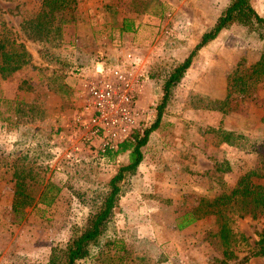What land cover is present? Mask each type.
I'll return each mask as SVG.
<instances>
[{
  "label": "rangeland",
  "instance_id": "rangeland-1",
  "mask_svg": "<svg viewBox=\"0 0 264 264\" xmlns=\"http://www.w3.org/2000/svg\"><path fill=\"white\" fill-rule=\"evenodd\" d=\"M249 1L264 17V0ZM228 2L76 0L61 38L49 42L27 39L20 29L41 0H0V31L5 24L32 53L30 63L0 78V264H61L63 252L52 260V251L64 249L83 228L110 177L128 161L126 152L102 156L98 143L85 141L73 123L94 61H111L126 50L143 58L141 116L129 134L142 132L155 121L163 95L160 80L150 73L182 61ZM125 17L134 30H120ZM261 32L240 22L223 28L197 50L171 89L143 160L120 182L106 228L107 236L121 239L128 251L122 264H207L220 254L209 217L181 229L176 221L200 196L232 186L248 168L264 169V76H256L254 66L264 52ZM215 128L232 131V142L222 140ZM20 170L27 174L30 196L16 211L14 173ZM47 179L62 185L50 204L39 198ZM234 226L254 240L264 228V215L236 218ZM112 245L103 238L75 264H114L96 254ZM244 262L264 264V257Z\"/></svg>",
  "mask_w": 264,
  "mask_h": 264
},
{
  "label": "trees",
  "instance_id": "trees-1",
  "mask_svg": "<svg viewBox=\"0 0 264 264\" xmlns=\"http://www.w3.org/2000/svg\"><path fill=\"white\" fill-rule=\"evenodd\" d=\"M75 3L76 0H41L39 9L24 18L20 24V29L25 38L32 41L50 42L57 40L58 42L62 36L64 26L72 19L70 12L75 8ZM234 22H240L247 26H259L262 28L261 33L264 35V17L254 9L250 1L229 0L212 27L201 34L199 41L182 61L170 64L167 69H158L156 72L152 71L150 73V76L160 80L163 90L161 101L157 105L155 121L149 127L143 129L142 132L135 129L118 142L115 147H110L102 153V156L114 158L126 152L128 161L121 164L110 177L107 189L100 196L99 202L94 204L83 228L70 238L64 249H57L56 251L55 248L52 251V260L58 254V251H62L63 261L62 256H59L61 264H75L78 258H82L89 253L91 246L101 244L103 238L106 245L112 243L113 245L105 252L101 253L99 251L96 253L98 256L104 255L110 258L109 260H112L114 264H122V259L129 256L121 239L106 234L108 222L118 200L120 182L126 174L134 172L143 160V147L147 143L150 132L161 119L171 89L181 80L197 50L215 38L223 28ZM119 28L122 31L134 30L132 19L123 18ZM31 60L32 53L25 42L19 40L16 34H13L3 24L0 31V78H7L14 71L30 63ZM254 66L257 70L254 71L256 76H264V52ZM1 100L9 101L3 97H1ZM16 111H18V108ZM18 125L21 126L22 124L19 123ZM213 130L218 132L222 140L232 142L230 140L234 135L232 131L220 128ZM23 156L29 159L27 153ZM218 168L220 169V167ZM14 174L17 179L12 208L17 211L28 204L27 198L30 194L25 189V175L27 174L23 170ZM44 187L39 195L40 201L44 200L46 204H50L59 194L62 185L47 179ZM262 215H264V169L257 166L246 169L237 177L232 186L226 187L212 197L200 196L195 205L177 217L176 227L181 229L197 219L205 216L209 217L212 220L210 235L218 243L220 254L211 256L207 264H245L244 260L249 257H264V228L257 233L256 239L250 240L247 235L235 228L234 221L239 217L258 218ZM240 252H243V255L237 261ZM230 261L232 262L230 263ZM52 263H56V261H52Z\"/></svg>",
  "mask_w": 264,
  "mask_h": 264
},
{
  "label": "built area",
  "instance_id": "built-area-1",
  "mask_svg": "<svg viewBox=\"0 0 264 264\" xmlns=\"http://www.w3.org/2000/svg\"><path fill=\"white\" fill-rule=\"evenodd\" d=\"M143 58L134 50L117 54L113 60L97 58L86 84V96L74 125L82 138L98 143L105 152L115 147L138 123V98L147 79Z\"/></svg>",
  "mask_w": 264,
  "mask_h": 264
},
{
  "label": "crops",
  "instance_id": "crops-1",
  "mask_svg": "<svg viewBox=\"0 0 264 264\" xmlns=\"http://www.w3.org/2000/svg\"><path fill=\"white\" fill-rule=\"evenodd\" d=\"M92 67H93V65H92ZM89 74L91 75V72H90ZM89 74H88V75H89ZM80 111H81V110H80ZM77 114H78V113H77ZM77 114H75L74 117H76Z\"/></svg>",
  "mask_w": 264,
  "mask_h": 264
}]
</instances>
